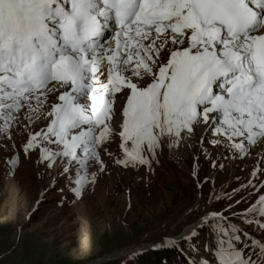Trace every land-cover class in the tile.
Masks as SVG:
<instances>
[{
	"label": "snow or ice",
	"instance_id": "snow-or-ice-1",
	"mask_svg": "<svg viewBox=\"0 0 264 264\" xmlns=\"http://www.w3.org/2000/svg\"><path fill=\"white\" fill-rule=\"evenodd\" d=\"M22 108L29 124L47 120L29 131L25 154L37 150L77 197L95 182L91 162L104 170L100 152L113 136L114 163L125 168L150 167L157 149L179 147L201 124L205 153L219 146L242 157L264 139V0H0V134ZM242 211L264 229L247 215L264 217V195ZM226 219L206 212L186 235L152 247L182 240L196 252L192 241L208 228L211 258L190 264H264V242L252 238L245 256L241 229Z\"/></svg>",
	"mask_w": 264,
	"mask_h": 264
},
{
	"label": "rangeland",
	"instance_id": "rangeland-1",
	"mask_svg": "<svg viewBox=\"0 0 264 264\" xmlns=\"http://www.w3.org/2000/svg\"><path fill=\"white\" fill-rule=\"evenodd\" d=\"M25 113L20 109L10 130L0 134V264H125L130 250H137L132 264H190L200 256L211 258L206 246H215L217 236L210 229H198L192 241L196 252L182 240L176 247L152 245L165 236L186 235L210 211L222 212L225 227L228 221L241 227L236 247L245 256L252 238L244 232L264 242V229L241 219L242 210L264 195V139L242 157L219 146L206 145L205 153L201 124L179 147L157 149L150 167L125 168L114 163L122 153L113 136L104 145L107 152H100L104 170L93 160L88 172L96 171L95 182L77 197L55 165L46 169L39 162L37 150L25 154L29 131L47 123L41 116L29 124ZM112 126L118 130L116 118ZM14 154L13 166L7 159ZM247 215L264 221L254 212Z\"/></svg>",
	"mask_w": 264,
	"mask_h": 264
},
{
	"label": "bare ground",
	"instance_id": "bare-ground-1",
	"mask_svg": "<svg viewBox=\"0 0 264 264\" xmlns=\"http://www.w3.org/2000/svg\"><path fill=\"white\" fill-rule=\"evenodd\" d=\"M1 121H2V120H1ZM1 121H0V122H1ZM240 228H241V227H240Z\"/></svg>",
	"mask_w": 264,
	"mask_h": 264
},
{
	"label": "trees",
	"instance_id": "trees-1",
	"mask_svg": "<svg viewBox=\"0 0 264 264\" xmlns=\"http://www.w3.org/2000/svg\"><path fill=\"white\" fill-rule=\"evenodd\" d=\"M175 257V256H174Z\"/></svg>",
	"mask_w": 264,
	"mask_h": 264
}]
</instances>
